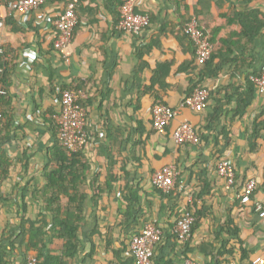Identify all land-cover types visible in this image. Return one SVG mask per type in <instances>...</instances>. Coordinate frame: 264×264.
Segmentation results:
<instances>
[{
    "label": "crops",
    "instance_id": "0c3cea01",
    "mask_svg": "<svg viewBox=\"0 0 264 264\" xmlns=\"http://www.w3.org/2000/svg\"><path fill=\"white\" fill-rule=\"evenodd\" d=\"M64 8L62 2H48L23 23L0 1L5 20L0 47L10 69L6 91L16 123L8 139L5 126L0 132L7 172L0 189V240L16 239L14 264L27 260L19 236L22 216L40 222L45 204L41 188L53 137L41 115L50 108L60 111V100L50 91L53 84L82 91L87 111L91 174L80 187L85 217L80 252L68 259L70 264H111L118 261L117 253L130 262L131 238L151 220L162 230L154 264H254L264 258V93L254 81L264 67V0H141L138 10L150 16V24L140 34L118 30V8L111 1L81 0L73 41L62 53L53 45L54 20ZM193 14L218 45L204 69L183 30ZM243 22L259 30L252 39L243 34ZM82 82L85 87L77 89ZM199 86L211 91L206 107L183 106ZM157 96L178 111L164 132L153 126ZM184 121L198 130L199 144L175 142L174 129ZM110 155L118 179L96 203L90 181L97 175L105 182ZM220 160L235 166L231 186L218 173ZM171 164L179 175L175 188L164 192L153 177ZM250 181L256 187L251 201L243 202ZM195 199L207 214L182 241L176 222ZM129 205L135 217L127 219ZM54 241L64 244L58 237Z\"/></svg>",
    "mask_w": 264,
    "mask_h": 264
},
{
    "label": "built area",
    "instance_id": "2783aa9c",
    "mask_svg": "<svg viewBox=\"0 0 264 264\" xmlns=\"http://www.w3.org/2000/svg\"><path fill=\"white\" fill-rule=\"evenodd\" d=\"M52 0H13L7 4L10 14H18L23 23H27L31 15L37 9ZM78 0H67L64 11L54 20L56 25L55 48L62 53L69 49L75 28L78 25L79 18L76 12ZM141 0H126L120 7V17L117 28L120 31L132 34H140L144 28L150 24V16L136 9L140 6ZM5 25V20L0 16V29ZM185 34L193 41L196 46V60L199 65H204L211 57L214 49L211 34L205 32L197 17L193 16L183 28ZM3 47H0V53H3ZM35 58L30 57L34 61ZM256 86L261 93H264V67L259 76L254 78ZM7 91L0 88V94H6ZM83 95L82 91L73 88H67L61 92L60 111L55 115L59 124V139L61 144L70 151L83 149L88 143L87 132V111L79 102ZM211 91L206 86H199L188 94L183 102V106H189L195 110H202L206 107ZM177 109L166 103H155L152 107V120L154 128L159 132H164L177 116ZM0 111V122L2 119ZM173 138L176 143L199 144L201 136L196 127L188 121H184L176 126L173 132ZM217 170L223 177L228 186L236 182V169L229 160H220L217 163ZM179 170L176 165H165L158 170L153 177L154 184L164 192H170L175 188ZM2 179L0 178V189ZM256 187L255 181H250L242 197L243 202L251 201V194ZM259 209H262L259 206ZM264 215V209L261 210ZM195 218L192 213L185 209L179 216L175 232L180 240L186 241L192 235V224ZM162 236L161 228L156 221H148L143 229L131 238L130 254L133 259L132 264H154L155 249ZM254 264H264V258H257ZM25 264H39L36 254L28 256ZM111 264H120L113 262ZM187 264H199L195 260H189Z\"/></svg>",
    "mask_w": 264,
    "mask_h": 264
},
{
    "label": "trees",
    "instance_id": "16d2710c",
    "mask_svg": "<svg viewBox=\"0 0 264 264\" xmlns=\"http://www.w3.org/2000/svg\"><path fill=\"white\" fill-rule=\"evenodd\" d=\"M1 1V0H0ZM5 4H8L13 0H2ZM81 0H78V4ZM114 3L118 8L126 0H109ZM50 2H62L64 6L67 0H52ZM77 4V6H78ZM43 5L41 8H43ZM77 11V7H76ZM139 12L138 8L136 9ZM62 13V12H61ZM142 13V12H141ZM146 14V13H144ZM197 17L193 14L191 17ZM190 17V19H191ZM119 20V19H118ZM243 34L247 35L252 39L259 30L250 29L247 27V23L243 22ZM78 26V25H77ZM261 26L264 23L261 22ZM201 27L205 32L210 33L202 25ZM77 28V27H76ZM75 28V31H76ZM75 33V32H74ZM212 42L214 44L213 53L210 59L203 65V69L208 66L210 62L213 61L216 50L218 48L217 41L212 37ZM55 47V43H53ZM0 82L3 89L7 90L8 85L11 82L10 69L8 67V62L6 59L5 50L0 53ZM85 87V83L82 82L78 84L77 89H82ZM69 86H63L62 88H57L56 84L51 86L50 91L56 95L57 99L60 100L61 92ZM80 104L86 107L84 99L79 100ZM155 103H163L160 98L155 99ZM11 102L10 96L7 94H0V107L2 108V119L0 122V132H2V127L5 126L8 130V135H5L7 139L10 135V130L15 127V118L11 112ZM59 113L53 109H48L42 113V118L50 129L51 135L53 137V142L48 149L47 159L48 162L45 166L44 175L46 177V184L41 188L42 197L44 198V208L43 211L39 213L41 218L40 222L33 221L30 218H26V215L21 218V229L19 236L23 237L22 242L24 245V255L27 259L28 254L31 250L36 251L37 257L39 259V264H70L68 259H73L80 252L81 240H80V228L81 223L85 217V200L86 195L81 191V185L87 179V175L91 174V161L87 156L85 149H79L77 151H70L65 148L59 139V124L55 115ZM3 125V126H2ZM4 128V127H3ZM4 152L0 146V178L3 180L6 176V168L3 166L4 162ZM118 179L116 176L115 162L110 155V162L108 166V175L105 182L101 183L97 175H94L91 179V186L93 187L94 194L97 197H93V201L98 203V197L104 191L113 190L115 181ZM128 188V185H127ZM131 197L137 200V196L133 193L132 189ZM207 193V191H206ZM67 197V201L64 202L63 198ZM126 199L129 198L126 196ZM130 200V199H129ZM128 200V201H129ZM188 210L192 213L195 220L192 224V233L200 226L203 217L207 214L206 209L202 206L200 207L195 201L188 206ZM127 219L135 217V212L132 206H128V212L125 214ZM238 234V230L234 231ZM177 236V235H176ZM61 238L64 240L63 246L54 245V238ZM178 237V236H177ZM9 244H4V240H0V264H14L13 260V250L15 247L16 239L9 240ZM61 251V254H56L54 251ZM89 256H92L94 249ZM117 263L120 264H132L133 260L126 262L118 257L117 253ZM26 263V262H25ZM85 264H90L85 261ZM155 264H162V261H157Z\"/></svg>",
    "mask_w": 264,
    "mask_h": 264
}]
</instances>
